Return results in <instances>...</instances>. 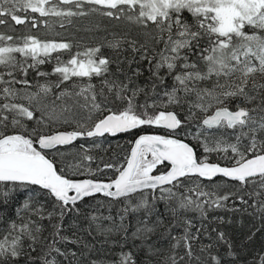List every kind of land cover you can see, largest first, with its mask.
<instances>
[{"label":"snow or ice","instance_id":"6c2138e0","mask_svg":"<svg viewBox=\"0 0 264 264\" xmlns=\"http://www.w3.org/2000/svg\"><path fill=\"white\" fill-rule=\"evenodd\" d=\"M91 13L126 21L142 31L131 38L127 33H113L112 40L75 53L72 49L77 45L72 41L0 33V211L16 191L28 192L15 210L16 219L0 215V225H4L0 227V264H20L22 258L25 264H37L31 253L38 248L39 264H61L58 258L68 254L57 244L70 242L62 235L64 219L73 211L79 213L78 202L96 194L128 198L134 193H141V199L134 205L129 200L124 212L144 209L148 216L155 213L156 220L151 227L150 221H140L132 238L147 243L156 227H164L163 213L157 211V203L163 202L175 220L166 229L173 243L163 264H183L185 257H192V241L200 232L196 229L194 234L192 220L185 218L183 234H171L181 226L183 213L196 211L203 218L207 208L222 207L235 195L205 191L202 180L211 182L222 176L251 185L253 191L247 195L252 203L244 196L239 200L264 214V0H0V25L10 18L15 25L36 28L42 22L47 27V19L41 18L49 16L71 24L72 18ZM104 47L113 55H103ZM128 51L132 55L123 56ZM60 52L70 53V58L55 57L52 74L58 79L37 82V90L30 91L29 70L49 76L39 71V65ZM17 53L24 59H18ZM143 62L149 75L141 83ZM93 77L100 78L99 86L91 83ZM73 78H87L88 83L62 87ZM33 120L36 126L28 130L26 121ZM56 123L72 130L44 132ZM145 125L166 128L169 135L139 136L126 167L114 163L95 170L88 167L90 178L69 174L80 172L85 161L94 159L84 145L79 163L63 168L44 151ZM181 128L184 138H176ZM213 153L227 164L210 162ZM165 161L170 162V169L154 174ZM103 169H115L118 174L113 179H97ZM42 194L54 198L51 211L38 199ZM46 219L57 221L51 224L49 236L43 235ZM88 219L98 232L123 231L127 239L122 224L104 228L97 223L102 217ZM217 239L228 243L223 232ZM181 247L185 256L178 254ZM228 248H232L230 243ZM147 254L159 255L160 250L148 244ZM211 259L220 264L219 257ZM112 264H136V259L131 251H122ZM259 264H264V256L259 257Z\"/></svg>","mask_w":264,"mask_h":264},{"label":"trees","instance_id":"16d2710c","mask_svg":"<svg viewBox=\"0 0 264 264\" xmlns=\"http://www.w3.org/2000/svg\"><path fill=\"white\" fill-rule=\"evenodd\" d=\"M72 53H75V51L73 50ZM57 55L60 56L61 60L70 58V53L68 52L53 53L45 64L39 65L40 72L50 74L47 77L37 75L35 70H29L27 78L31 81L33 86H35L38 81L52 82L58 79L56 74H52V69L56 66L55 57ZM131 55V51L123 53V56ZM111 67L113 70L115 69V65ZM142 67L144 68V72L143 76L140 78L141 83H143L149 75L146 70L147 62H143ZM92 80L94 84L99 86V77H93ZM257 80H261V77L257 76ZM167 83L171 84L170 78ZM36 115L38 116V113H36ZM26 124L28 130H31L36 126V121H26ZM58 129L72 130L70 127H61ZM58 129H53L50 126L44 128V132L51 133ZM141 133L162 134L164 131L157 126L145 125L114 137L105 135L104 137L93 139L80 138L72 145L60 146L47 153L51 155V157L49 156L50 159H54L57 165L63 168L68 164L79 163L81 145H84L88 149V155L94 157L90 162L85 161L84 165H92V169L95 170L97 167L103 168L104 163H114L119 168L125 165L132 143ZM184 133V128L178 129L176 136L184 138ZM94 140H100V142L95 144L91 143ZM56 151H66V158H59L55 154ZM208 159L210 162H218L223 165L227 164V161L221 159L217 154H211ZM167 169L168 164L163 162L157 165V168L153 171L154 173H161ZM69 174L79 176L80 178L90 177L89 172H83L82 170L77 173L70 172ZM117 174L115 169H103V173L97 175L96 178L108 180L115 178ZM193 179H195V177H193ZM218 181L224 182V185L219 186L220 188L217 190L219 195L228 193H235V195L230 196L227 201H224L222 207L207 208V214L203 218L200 216V213L196 211H187L183 213L180 218L181 226L172 230L171 234L173 236L183 234V220L185 218L192 220L194 225L192 232L194 234L196 233V229H200L198 238L192 241V257H185L183 264H214L211 256L219 257L220 264H259V257L264 256V214L243 204L239 200V196H244L250 205L252 200L247 194L253 191V187L251 185H242L235 181H229L223 177H217L211 182L202 180L201 183L211 186ZM191 186L193 185H189L188 187ZM141 195V193H134L128 198H109L102 195H95L93 197H86L82 202H78L76 207L79 208V213L73 211L64 219L62 235L68 236L70 242H59L57 244L58 247H61L62 251L68 254L66 257L58 258L61 264H91L92 261H97V264L101 261H103L104 264H112V262L118 260V254L122 251H131L136 259V264H145L146 261H150V264H163L164 257L169 254L171 244L173 243L166 229L168 225L174 224L175 220L165 211L164 203L158 202L157 211L163 213L164 227H156L155 231L149 235L147 243L142 242L141 239H133L132 233L140 226V221H150L151 223L149 226L151 227L152 223L156 220L155 213L148 216L144 209H140L136 212H132L129 209L128 212H124V208L129 205V200H131V203L134 205L139 202ZM27 196L28 192L26 190L21 189L16 191L7 208L0 211V215H3L5 220L16 219L15 210L24 202ZM38 199L45 203L48 211L52 210L51 205L54 198L42 194ZM91 215L102 217L103 219L97 223H100L104 228H114V225L122 224L127 228V239L125 240V233L123 231L113 230L110 234L105 235L96 230L95 223H92L90 227L88 218ZM109 217H111V219H108ZM121 217H123V220H121ZM32 218L37 219L35 216ZM42 223L45 227L43 235L49 236V233L52 232L51 224H55L57 221L54 219L49 222L46 219ZM3 226L4 225H0V227ZM220 232L224 233L225 240L232 245L231 249L228 248V243H224L217 239L218 233ZM148 244H151L153 249L160 250V254L148 255ZM207 245H211L212 247L208 248L206 251H202ZM177 251L179 256H185L183 247ZM229 251L235 254L229 255ZM73 252L76 253L75 257L71 256ZM31 255L33 258L37 259V264H39V248L36 252H32ZM20 264H25L24 258L20 260Z\"/></svg>","mask_w":264,"mask_h":264},{"label":"rangeland","instance_id":"374dc122","mask_svg":"<svg viewBox=\"0 0 264 264\" xmlns=\"http://www.w3.org/2000/svg\"><path fill=\"white\" fill-rule=\"evenodd\" d=\"M22 14L23 13H18ZM30 15H36L37 14H31ZM8 22L5 25H0V33H3L5 35H13L14 37H23L25 35H35L41 39H55V40H68L72 41L77 47H74L72 51H80L81 49H86L87 47H92L94 45H97L101 42H106L108 40H111L113 38V33L123 35L127 33L129 37H135L138 33L142 31V29L135 28L133 33H130L129 31V24L126 21L121 20H115L110 19L108 17L102 16L98 13H91L86 17H74L72 18V23H67L66 20H62L61 18L49 16L47 18H41L47 19L48 26L46 27L44 23L38 24V27L32 28L30 24L25 25H15L13 21L10 20V18H7ZM63 23V27H61V24ZM104 24V25H102ZM110 38V39H109ZM141 40H143V37H141ZM107 51L110 52H101L103 55L112 56L113 51L111 49H107ZM18 59L23 60L21 54H15ZM51 82V81H49ZM73 82H80V83H88L87 78H73L72 81L65 82V84L62 87H69L71 83ZM45 83V82H44ZM91 83L94 84L93 80H91ZM43 84V82L41 83ZM20 87V86H18ZM36 87L33 86L30 91H36ZM59 90H54V93ZM51 98V97H50ZM21 103H24L27 105L26 100L18 101ZM38 116L40 115L39 111L37 112ZM35 121V120H34ZM53 129H58L61 127H68L67 125H64L63 123H56L51 125ZM71 128V127H70ZM100 140H94L91 143H98ZM66 151H56L55 154L59 158H66L65 155H67ZM51 157V155H49ZM69 156V155H68ZM90 167L92 168V165H84V167L81 168V170L84 172L86 169ZM191 185V184H189ZM187 185V186H189ZM224 185L223 181H218L215 184H212L211 186L205 185V191H211V190H218L217 186ZM209 189V190H208Z\"/></svg>","mask_w":264,"mask_h":264},{"label":"flooded vegetation","instance_id":"af4514ba","mask_svg":"<svg viewBox=\"0 0 264 264\" xmlns=\"http://www.w3.org/2000/svg\"><path fill=\"white\" fill-rule=\"evenodd\" d=\"M30 26H31V24H30ZM32 27V26H31ZM38 27V26H37ZM135 28H136V26H133V25H130L129 24V31H130V33H133L134 32V30H135ZM113 39V38H112ZM111 39V40H112ZM96 45H94V46H92V47H95ZM107 47H104V48H102L101 49V52H110V51H107ZM86 49H81L80 50V52H83V51H85ZM105 56H108L107 54L105 55ZM29 62H31V60H30V58H29ZM181 119H183V116H182V118ZM160 128H162V127H160ZM162 130L164 131V133H162L161 135H164V136H167V135H169V130L168 129H165V128H162ZM176 138H179L178 136H176ZM190 139V138H189ZM192 143L193 144H195V141H192ZM197 154H198V156L200 155V151L198 150V152H197ZM213 154H216V153H213ZM201 158H203V157H201ZM223 165V164H222ZM168 168H169V166H168ZM154 174H158V173H154ZM83 178H86V177H83ZM113 179V178H112Z\"/></svg>","mask_w":264,"mask_h":264},{"label":"water","instance_id":"95a60500","mask_svg":"<svg viewBox=\"0 0 264 264\" xmlns=\"http://www.w3.org/2000/svg\"><path fill=\"white\" fill-rule=\"evenodd\" d=\"M163 128V127H162ZM166 129V128H165ZM64 130H66V129H58V130H55V131H64ZM55 131H53V132H55ZM68 131H70V130H68ZM119 134V133H118ZM117 134V135H118ZM108 135H110V134H108ZM141 135H159V134H156V133H141V134H139L135 139H134V141H133V143H132V146H131V148H130V152H129V154H128V158L127 159H129L130 158V154H131V149H132V147L134 146V143H135V140L136 139H138L139 138V136H141ZM110 136H112V135H110ZM116 136V135H115ZM58 147V146H57ZM50 150H52V149H46V150H44V151H50ZM168 165H169V168L167 169V170H169L170 169V167H171V165H170V162H168V161H165ZM213 163H216V162H213ZM124 167H126V163H125V165H124ZM166 170V171H167ZM158 174H160V173H158ZM217 177H222V176H217ZM96 195H102V194H96ZM103 196V195H102ZM110 198V197H109Z\"/></svg>","mask_w":264,"mask_h":264},{"label":"bare ground","instance_id":"6f19581e","mask_svg":"<svg viewBox=\"0 0 264 264\" xmlns=\"http://www.w3.org/2000/svg\"><path fill=\"white\" fill-rule=\"evenodd\" d=\"M39 83H42V81H38ZM44 83V82H43ZM36 85V84H35ZM134 130V129H133ZM131 131V130H130ZM125 133V132H124ZM120 134H122V133H119L118 135H120ZM105 135H108V134H105ZM110 136V135H109ZM117 136V135H116ZM112 137H114V136H112ZM93 138H97V137H93ZM93 138H86V139H93ZM75 142V141H74ZM73 142V143H74ZM58 147H60V146H58ZM52 150H54V149H52ZM52 150H50V151H52ZM45 152H49V151H45ZM217 178V177H216ZM224 178V177H223ZM215 179V178H214ZM226 179V178H225Z\"/></svg>","mask_w":264,"mask_h":264}]
</instances>
